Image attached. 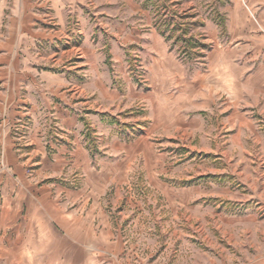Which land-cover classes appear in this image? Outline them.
<instances>
[{
  "label": "crops",
  "instance_id": "obj_1",
  "mask_svg": "<svg viewBox=\"0 0 264 264\" xmlns=\"http://www.w3.org/2000/svg\"><path fill=\"white\" fill-rule=\"evenodd\" d=\"M84 1L0 0V113L5 117L0 122V264H120L123 245L114 235L103 196L111 187L119 194L138 162L150 184L170 191V184L156 176L167 166L169 143L190 151L211 149L226 158L222 171L233 174L239 165L250 189L264 176V168L251 162L256 152L244 143L248 137L258 142V157L264 158V49H251L243 61L231 49L211 51L208 68L186 77L183 65L150 28L154 37L147 46L155 52L145 59L146 87L130 80L119 47L110 45L111 66L125 86L117 89L110 85L100 26ZM70 17L78 20V34L67 25ZM126 25L116 24V34L122 41H139L133 31L123 34ZM258 58L254 66L247 63ZM90 92L114 104L113 109L83 111L90 108ZM124 99L146 103L141 129L128 138L101 120L107 113L118 116ZM42 111H54L66 134L52 148L34 137L39 164L28 173L8 124L26 113L36 120ZM86 120L100 131V153L95 155L81 135ZM74 171L81 175L78 186L72 183ZM211 185L217 196L241 193ZM177 190L185 199L204 195L199 184Z\"/></svg>",
  "mask_w": 264,
  "mask_h": 264
},
{
  "label": "rangeland",
  "instance_id": "obj_2",
  "mask_svg": "<svg viewBox=\"0 0 264 264\" xmlns=\"http://www.w3.org/2000/svg\"><path fill=\"white\" fill-rule=\"evenodd\" d=\"M35 1L40 3L42 0ZM161 5L167 7L168 14L173 10L178 12L177 15L195 12L186 19L189 27L185 34L170 27L163 34V25L155 23L156 19L161 20L160 14L156 13ZM84 7L91 20L100 26V36L106 42L108 65L111 67L110 85L117 89L124 90L125 86L122 77L111 66L110 45L119 47L130 80L139 88L146 87L145 59L155 52L147 46V40L154 37L150 28L155 29L167 51L183 65L186 77L194 75L198 69L208 68L211 51L231 49L239 61L244 59L243 55L251 53V49H264V0H85ZM173 18L183 21L180 17ZM122 22L127 24L123 34L133 31L139 41H122V36L116 34V24ZM67 25L78 34L79 25L75 17H70ZM189 37L192 41L185 53L182 39ZM258 62L259 58L247 61L251 66ZM86 99L89 101L87 106H90L82 109L86 113L106 106L113 109L114 104L99 99L95 92H90ZM121 107L118 116L107 113L101 120L117 126V133L122 137H132L137 129H141L138 124H143L141 118L145 115L146 103L141 99L131 102L124 99ZM22 109L28 112V104H24ZM4 120L0 113V122ZM89 120L92 121V117ZM91 121H84L81 135L84 146L95 155L100 153V131ZM8 128L14 149L28 173L39 164L34 137L46 148H52L61 143L66 134L54 111H42L36 120L26 113L9 123ZM249 140L250 137L244 143L247 149L256 152L251 161L255 165L253 167L258 165L262 169L264 158L258 157L260 144ZM209 143L213 141L209 140ZM163 146L158 144L159 148ZM168 146L167 166L156 176L159 181L170 184V191L150 184L148 174L138 162L119 194H115L111 187L103 196L114 235L122 241L120 264H264V188L261 187L264 176L259 177L255 189H250L244 173H238L239 165L235 166L233 174L222 171L227 165L226 158L215 155L211 149L190 151L177 143H169ZM237 152L233 161L238 159ZM252 168L245 165L247 171ZM71 176L73 185L78 186L80 173L74 171ZM211 183L229 186L241 193L236 197L217 196L211 193ZM190 184L201 185L204 195L199 198L179 197L178 187Z\"/></svg>",
  "mask_w": 264,
  "mask_h": 264
},
{
  "label": "trees",
  "instance_id": "obj_3",
  "mask_svg": "<svg viewBox=\"0 0 264 264\" xmlns=\"http://www.w3.org/2000/svg\"><path fill=\"white\" fill-rule=\"evenodd\" d=\"M159 8L161 10L159 9V11H157L156 13H159L160 14L161 20H157L156 19L155 20V23H156L157 26L163 25V29H162L163 34H164V31L167 28H169V27L172 30H176V29L178 30L179 29L180 31H182V33H184V34L186 33V30H188V27H189V24H188V22H187L186 19H188L190 16L192 17V15L195 14V12L189 13V14H187V12H184V13H180L181 15H177L178 12L176 10H173L172 14H168L166 12V8L167 7L164 6V5H161V7H159ZM173 17H178V18L180 17L181 20H183V21L185 20V21L184 22L183 21H177V19L176 18H173ZM194 22H197V20H195ZM194 22H191V23H194ZM165 37L168 38V36L166 34H165ZM177 38L179 39L180 37L177 36ZM182 40H183V42L185 44L183 46V51L185 53H187V51L185 49H187V48L190 47V42L192 41V39L189 37V38H183Z\"/></svg>",
  "mask_w": 264,
  "mask_h": 264
}]
</instances>
